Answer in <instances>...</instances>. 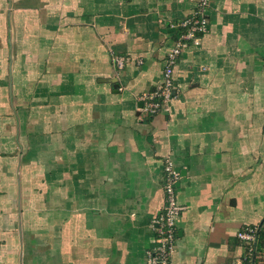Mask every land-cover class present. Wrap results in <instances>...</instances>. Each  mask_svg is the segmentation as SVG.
<instances>
[{
	"label": "crops",
	"instance_id": "0c3cea01",
	"mask_svg": "<svg viewBox=\"0 0 264 264\" xmlns=\"http://www.w3.org/2000/svg\"><path fill=\"white\" fill-rule=\"evenodd\" d=\"M197 2L0 0V264H144L168 158L172 264L244 255L264 223V0H213L179 97L141 111Z\"/></svg>",
	"mask_w": 264,
	"mask_h": 264
},
{
	"label": "built area",
	"instance_id": "2783aa9c",
	"mask_svg": "<svg viewBox=\"0 0 264 264\" xmlns=\"http://www.w3.org/2000/svg\"><path fill=\"white\" fill-rule=\"evenodd\" d=\"M213 0H198L195 10L189 17L179 23V32L169 49L164 61L162 82L142 98L141 111L147 116H153L165 111L168 105L179 97L174 73L183 53L190 47L200 45L201 38L210 29L208 10ZM125 58H115L114 62L120 69L126 63ZM182 175L168 158L163 163L164 206L161 213L153 220L154 246L145 254L144 264H172L177 248L178 218L185 207L178 200V189ZM258 228H246L240 231L238 237L243 242L244 255L237 258L233 264H254L255 251L258 242Z\"/></svg>",
	"mask_w": 264,
	"mask_h": 264
},
{
	"label": "trees",
	"instance_id": "16d2710c",
	"mask_svg": "<svg viewBox=\"0 0 264 264\" xmlns=\"http://www.w3.org/2000/svg\"><path fill=\"white\" fill-rule=\"evenodd\" d=\"M263 250H264V223L258 232V242H257V246H256V251H255L254 264L258 263V261H257V258L259 257L258 255L263 254V256H264Z\"/></svg>",
	"mask_w": 264,
	"mask_h": 264
},
{
	"label": "rangeland",
	"instance_id": "374dc122",
	"mask_svg": "<svg viewBox=\"0 0 264 264\" xmlns=\"http://www.w3.org/2000/svg\"><path fill=\"white\" fill-rule=\"evenodd\" d=\"M264 251V250H263ZM259 257L257 258L258 263L257 264H262L264 262V256L263 254L258 255Z\"/></svg>",
	"mask_w": 264,
	"mask_h": 264
}]
</instances>
